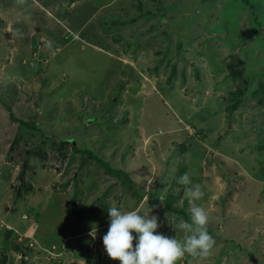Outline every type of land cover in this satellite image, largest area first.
Segmentation results:
<instances>
[{"label":"rangeland","instance_id":"1","mask_svg":"<svg viewBox=\"0 0 264 264\" xmlns=\"http://www.w3.org/2000/svg\"><path fill=\"white\" fill-rule=\"evenodd\" d=\"M251 1L255 9L242 0H0V205L12 204V186L33 187L14 214L0 206V264H70L74 240L62 237L101 224L96 233H107L114 206L154 214L157 231L182 240L176 225L192 207L185 186V217L163 211L173 166L153 167L163 155L175 165L181 144L192 149L181 164L202 186L196 204L219 245L177 264H264V182L251 175L262 163L246 148L255 134L228 124L225 111L229 92L264 66V5ZM27 134L35 153L25 169L23 145L12 142ZM97 234L86 264H103ZM26 236L38 250L22 249Z\"/></svg>","mask_w":264,"mask_h":264},{"label":"clouds","instance_id":"2","mask_svg":"<svg viewBox=\"0 0 264 264\" xmlns=\"http://www.w3.org/2000/svg\"><path fill=\"white\" fill-rule=\"evenodd\" d=\"M178 183L185 186L184 196L192 205L190 222L180 220L176 225L184 233L182 240L157 231L161 225L156 215L137 210L123 211L114 206L108 208L109 228L103 236L104 255L120 264H177L186 255L208 258L216 241L208 231L209 213L196 204L205 193L200 184H193L188 173L180 176ZM89 234L95 239L97 233L93 229Z\"/></svg>","mask_w":264,"mask_h":264},{"label":"trees","instance_id":"3","mask_svg":"<svg viewBox=\"0 0 264 264\" xmlns=\"http://www.w3.org/2000/svg\"><path fill=\"white\" fill-rule=\"evenodd\" d=\"M242 1L245 3V5L248 4L250 8H252V9L256 8L255 4L251 3L252 2L251 0H242ZM262 2L263 3H261L259 5H262V4L264 5V0H262ZM255 12L256 11H253V13L255 15V16L254 15L253 16H254V19L257 20L259 15L256 16ZM258 23L261 24L260 21H258ZM256 35H258V34L256 33ZM260 38L261 37L258 36L257 38H255V40H259ZM230 39H231V36L230 37L228 36L226 41L228 43H230ZM239 43H240V41H237V42H234V43H231V44H235L236 46H238L240 48L241 44H239ZM244 70H246V69L242 67L239 70H235L234 69V70L229 71L228 73H226L225 75L222 76L223 81H227V80L235 81L238 78V75H240L242 72H244ZM261 70L262 71L260 73H255L253 75L250 74V73H247L245 75V77H244L243 86L242 87L238 86L235 90L229 92V97L228 98L231 100V102H230V105H228L225 108V111L227 112V116H228V118L230 120V122L228 124H237L238 129L240 127H244L245 126V127H247L250 130V132H248V134H255L254 135L255 136L254 137V142L250 143V146L248 144L246 146V148H248V149L251 148V151L256 155V157L259 158L260 163H262V164H261L260 169H259L258 166L255 167L254 168L255 174L251 173V175L254 178H257L259 181H263L264 182V127H262L261 129H256L257 127L255 126V121L253 120L254 117H252V115H251L252 114V110L256 109V112L262 117L261 119L264 121V66L262 67ZM255 78H257V84L255 86L251 87V89H252L251 94H247L246 92H247L248 88H250V85L252 84L253 80H256ZM246 94L247 95H252V96H254V95L258 96L257 101L254 102V101H252L253 99L246 100V98H245ZM212 106L214 107L215 105H212ZM19 121H20V123L22 122V124L25 125L23 123V121H21V120H19ZM242 124H243V126H242ZM263 124H264V122H263ZM248 134L240 133L239 135L241 137H244V136L246 137ZM27 136H28V134L25 135V136L19 135V137L17 138V141H20V143L17 142L16 140H14L12 142V143H16L17 146H21L22 147V145H23V149H22V151H20V153L23 154V157H22L23 161H24V159L26 160L27 154L31 153L33 155L35 153L32 150L35 147L30 149V143H29L30 137L27 138L29 141L28 140L23 141V138H25ZM66 143H67V141H66ZM181 145L178 147L180 154L179 153H178V155L175 154L176 155V157H175L176 158L175 165L174 164L173 165L170 164L169 160L171 158L169 156H166L163 159H162V157H160L159 158L160 161L158 159V161H159L158 163H160L162 165V167L165 166L164 168H162L160 165L156 164V167L158 166L161 170L163 169L162 171L164 173H168V171H169L168 166H173L172 167V174L168 173L170 175L169 179L171 180L172 185H171V188H170V193L167 195L166 199L164 200L165 207L163 208V211L165 210V211L171 212L172 214H177V215H180V216L183 215V214L185 215L187 213H186L185 210H183V207H182V203H184L185 201H181L179 203V198L181 196L179 191L181 190V188H183L184 185L179 184L178 183V179H179L180 176H182L183 174L187 173V171L190 169L189 167H184L183 164H181L182 161H181L180 157H181V154H186L187 151H189V150L192 151V149H187L184 145L183 146H181ZM14 150H16V149H14ZM199 153H200L199 157H200V162H201L203 160V158H204L205 152L204 151H199ZM188 159H189V162L191 163V159L192 158L191 159L188 158ZM24 162L25 163L23 164V166H24L23 168L26 169L27 161H24ZM156 163H157V161H156ZM21 172L24 173L23 170ZM21 172H20L19 178H22V180H23L24 177L21 176ZM226 172H228V171H226ZM34 174L35 173H33V171L28 170L26 172V178H31L32 175H34ZM222 174H224L223 171H222ZM225 174H226V176L229 175V173H225ZM226 176H223V178L226 181L227 188H229L230 187L229 186L230 182L232 180H230L228 178V176L227 177ZM190 178H191V180L193 182L194 177L192 176V174H190ZM27 181H28L27 183H30L27 186H26V183H25V184L22 185V187H14V186L11 187V194L12 195H11V198L9 199V201L12 203L11 205H13V206L8 205L7 203L5 205H0L3 208L5 206L4 212H3V210H1L4 217H7V216H9L11 214H14V212L18 208V206L16 205V202L17 203L18 202H20V203L23 202L25 200V198L30 193H32V188L33 187H32L31 182H30L31 180H27ZM173 184H175L174 188H173ZM182 191H183V189H182ZM231 194H232V190L229 189L228 192H227V195L225 194L224 197H222V199L225 200L226 197L231 195ZM2 207H0V209ZM185 218L188 220L187 217H185ZM188 221L190 222V220H188ZM5 223H7V222H5ZM105 234H103L101 236H99L97 234V238H96L97 240H94V242L97 245L104 246L103 245V236ZM211 235H212V233H211ZM31 238H32L31 236H28L26 238V239H28L27 244L25 243L26 245L23 246L22 249L24 250L25 248H27V251H28V249L31 248V250L35 252V250H38L39 248L35 247V245H34L35 242ZM218 241H221V240H218ZM222 241H223V243L225 242L224 240H222ZM133 244H135V241L133 242ZM41 247L44 249V245H42ZM49 247H50V245H49ZM40 251H42V249H40ZM44 257H46L45 253H44ZM24 258H21L20 264H30V261L28 262L29 258H26V259H24Z\"/></svg>","mask_w":264,"mask_h":264},{"label":"crops","instance_id":"4","mask_svg":"<svg viewBox=\"0 0 264 264\" xmlns=\"http://www.w3.org/2000/svg\"><path fill=\"white\" fill-rule=\"evenodd\" d=\"M165 157V155H163L162 156V159ZM151 163H155L154 161H152ZM154 168L156 167V165L154 164V166H153ZM252 178H254V177H252ZM74 207H75V204L73 205ZM162 212V211H161ZM104 228H106V224H101L100 226H96V227H94V228H87L86 230H82V231H79V233H78V231H72V234H71V236H63L62 237V239H63V241H65V240H68V239H73L74 241H73V245H74V249L72 250V253L74 252L75 253V256L72 258V259H74L75 261H77V262H75V261H73V260H71L69 263L70 264H72V263H75V264H86L87 263V260H86V258H91V255L92 254H90L89 252H90V248H89V246H88V243H90V242H92L93 241V239L90 237V232L93 230V229H95L96 231H98V232H101V229H104ZM105 230V229H104ZM105 234V233H104ZM82 236H85V237H87V239H83L82 238ZM92 239V240H91ZM90 241V242H89ZM80 242V243H79ZM85 242V243H84ZM79 243V244H78ZM44 246H48V245H52L51 243H47V244H43ZM215 245H219V243H216ZM58 247H59V249H60V247H61V250H60V252L62 253V255H63V252H64V250L66 249V248H68V246H66V244L65 243H59V245H58ZM99 248L100 249H102V250H104V252H106V250H105V248H104V246H100L99 245ZM220 248V247H219ZM97 252H99V250L97 251ZM96 256H95V258L97 259V260H99V256L97 255V253H94ZM93 254V255H94ZM99 257V258H98ZM103 259H101L100 260V263L101 262H103V264H108V260H109V256L108 257H102ZM189 258H191V256H185L183 259L185 260V261H190V259ZM187 259H189V260H187ZM194 260V259H193ZM185 261H184V263H185ZM112 264H120V262L118 261V260H114L113 261V259H112Z\"/></svg>","mask_w":264,"mask_h":264}]
</instances>
